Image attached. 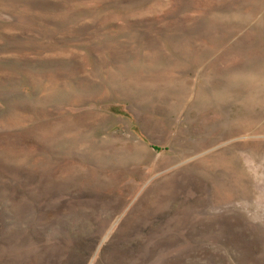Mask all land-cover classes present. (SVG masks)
Here are the masks:
<instances>
[{
    "label": "rangeland",
    "instance_id": "obj_1",
    "mask_svg": "<svg viewBox=\"0 0 264 264\" xmlns=\"http://www.w3.org/2000/svg\"><path fill=\"white\" fill-rule=\"evenodd\" d=\"M0 264H264V0H0Z\"/></svg>",
    "mask_w": 264,
    "mask_h": 264
}]
</instances>
